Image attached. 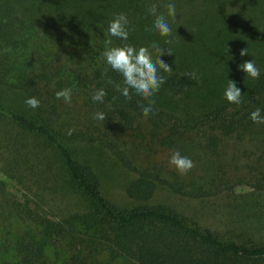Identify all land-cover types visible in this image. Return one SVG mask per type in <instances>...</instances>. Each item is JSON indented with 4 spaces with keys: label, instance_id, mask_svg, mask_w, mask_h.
Masks as SVG:
<instances>
[{
    "label": "trees",
    "instance_id": "16d2710c",
    "mask_svg": "<svg viewBox=\"0 0 264 264\" xmlns=\"http://www.w3.org/2000/svg\"><path fill=\"white\" fill-rule=\"evenodd\" d=\"M133 2L141 5L134 11L142 16L129 20L128 40L110 37L113 11ZM165 2L186 7L174 29L178 39L196 25L208 35L197 45L179 47L174 39L166 47L173 54L161 59L173 71L161 70L166 82L152 98L154 114L145 118L142 107L148 102L135 94L129 100L117 90L123 78L103 53L125 43L138 49L161 41L148 12L156 0H0V85L22 98L17 106L0 98V115L42 141L81 200V206L54 218L35 202L19 201L0 181V194L8 196L0 200V264H264V243L222 238L166 205L143 203L156 186L196 199L204 193L196 170L215 188L225 180L229 187L242 183L236 174L246 170L237 164L241 155L253 171H247L251 184L264 189V124L250 119L257 108L264 116V0ZM238 10L240 47L249 52L243 57L230 50L220 20L222 11ZM34 31L40 36L33 38ZM250 60L260 69L259 79L237 68L236 62ZM193 72L198 80L187 75ZM229 80L241 89L240 105L224 96ZM65 88L72 89L70 105L55 95ZM98 89L107 93L103 103L92 99ZM30 97L41 106L30 108L25 102ZM97 112L107 119H95ZM78 145L102 148L130 174L125 193L135 205L120 207L101 194L91 166L75 157ZM12 146L31 171H48L46 159L31 163L30 156L22 158L20 141ZM174 151L195 161L187 175L169 163Z\"/></svg>",
    "mask_w": 264,
    "mask_h": 264
},
{
    "label": "rangeland",
    "instance_id": "374dc122",
    "mask_svg": "<svg viewBox=\"0 0 264 264\" xmlns=\"http://www.w3.org/2000/svg\"><path fill=\"white\" fill-rule=\"evenodd\" d=\"M167 3L169 2H165V0H156L157 13L166 17L172 28V35L163 37L161 41L153 39L148 44L147 47L153 54V60L157 58V54L152 45L156 44L166 48L169 45L165 43L166 40L174 41V39H178L179 36L174 29L185 17L186 7L177 3H175L177 8L176 19L173 20L168 17L167 9L164 7ZM140 6H136L134 2L130 6L123 4L113 11V16L115 18L117 14L124 13L127 15L128 20L133 17L138 18L142 16V13L140 10L138 12L134 10L135 8L139 9ZM194 8L200 10L202 5L196 3ZM221 17L220 20L223 23L226 41L230 50L240 52L242 49L240 47L242 35L240 27H238V24H240L239 10L232 14L228 11H222ZM211 24L212 26L215 25L212 19ZM195 29L196 31H193ZM207 35V30L204 33L203 26L196 25L183 38L178 39L179 47L190 45L193 42L197 45L196 42L202 41L201 37L205 40ZM31 36L36 38L40 35L38 31H34ZM236 39L239 40V46L231 45L232 40ZM145 42L148 43L147 39ZM236 65L240 69L237 62ZM0 98L12 106L22 103V98L20 99L18 95L2 85H0ZM17 141L25 146L21 149L22 158L24 155L30 156L29 162L31 163H34V159L37 158L42 162L46 159L48 171L40 170L37 172L35 169L31 171L27 165L24 166L20 162L18 152L12 146ZM27 152L34 153L30 155ZM74 154L77 160L91 166L98 178L99 190L109 202L120 207H130L136 204L125 193L130 174L109 153L96 145L92 147L78 145L75 147ZM53 158L55 159L53 153L49 152L42 141L21 132L13 122L0 115V181L3 183L4 189L19 201L26 200L30 206H33L34 202L37 203L39 205L37 206L42 210L41 212L56 218L66 213L68 209L81 206V200L79 195L75 194L65 184L61 172L56 168L59 167V160L58 164H52L55 163ZM243 163L246 165V170L244 171L243 167L236 170V174L241 176L242 183L232 184L229 187L230 180H225L215 188L210 183L208 184L205 177H201L202 174L196 170L195 176L200 177H196L197 181L204 187L202 188L204 193L198 195L196 199L178 196L165 187L156 186L150 198L143 203L147 205H166L176 213L184 216L188 222L207 227L222 238L264 243V189H258L251 184V180L248 179L247 175H250L249 173L253 171L248 168L247 160L241 155L237 158V164ZM5 197L8 196L4 193L0 194V200H4Z\"/></svg>",
    "mask_w": 264,
    "mask_h": 264
},
{
    "label": "clouds",
    "instance_id": "9594fccd",
    "mask_svg": "<svg viewBox=\"0 0 264 264\" xmlns=\"http://www.w3.org/2000/svg\"><path fill=\"white\" fill-rule=\"evenodd\" d=\"M167 9V16L173 20L177 17V8L174 2H169L164 5ZM150 15L154 16L153 29L159 33L162 37H170L172 35V28L163 14L157 13V6L151 5L148 8ZM110 37H115L123 41H127L130 35L129 20L126 14L119 13L115 18L110 21L108 27V33ZM107 44H111L109 39ZM166 44H171V40H166ZM152 48L157 54V58L153 60V54L148 47L141 46L138 49L133 45L125 43L123 46L109 47L107 48L103 56L106 63L111 69L119 73L123 78L124 87L116 85L118 91L127 98L131 99L132 94L140 97L142 100L147 101V105L142 107V114L145 118L154 114L155 100L152 99L159 91L161 86L166 82V78L161 75V70L164 73L171 74L173 68L164 62L161 57L165 54L172 55L171 48L160 47L156 44L152 45ZM248 49L244 48L240 50V56L248 55ZM248 77L252 79H259L260 69L256 64L250 60L238 66ZM192 79L198 80L196 73H189ZM109 83L112 81L109 80ZM57 99H63L65 103L71 104L72 89L65 88L55 93ZM107 95L104 89H98L92 99L96 102L103 103L104 98ZM224 96L226 100L231 104L240 105L243 102L241 89L237 87L235 81L229 80L227 88L225 89ZM26 104L36 109L41 106L40 101L36 97H30L26 101ZM95 119L104 121L107 119L106 114L103 112H97ZM250 119L257 124H264V116L261 115V110L257 108L250 113ZM73 129L68 130V135H71ZM169 163L175 166L176 170L181 175H187L194 167V162L187 156H182L179 151H174L170 157Z\"/></svg>",
    "mask_w": 264,
    "mask_h": 264
}]
</instances>
